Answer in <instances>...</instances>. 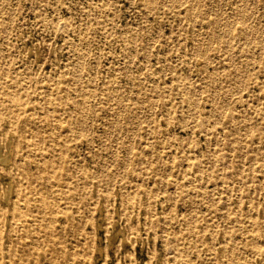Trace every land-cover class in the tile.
I'll return each mask as SVG.
<instances>
[{
    "label": "rangeland",
    "instance_id": "rangeland-1",
    "mask_svg": "<svg viewBox=\"0 0 264 264\" xmlns=\"http://www.w3.org/2000/svg\"><path fill=\"white\" fill-rule=\"evenodd\" d=\"M143 1L0 0L2 67L15 74L27 72L26 65H30L31 72L56 79L61 72L69 77L75 71L80 83H53L54 95L59 94L58 86L70 87L69 99L82 104L83 95L74 89L89 93L86 109L91 105L92 112L87 111L83 117V126H76L78 134L68 131L66 108L57 110L44 101L37 102L38 120H45L48 108L56 109L50 115L57 123L51 127L44 122L41 126L45 143L49 144L47 137L51 135L55 139L65 135L68 147L64 152L71 155L73 163L98 171L105 181L108 177L114 181L107 195L104 180L93 179L99 186L91 187L79 178L76 186L87 189L85 202L76 194L71 199L73 207L66 204L68 199H60L57 205L67 210L68 217L76 212L72 222L78 230L49 233L45 225L49 218L44 223L38 221L35 235L55 236L56 241L30 242L28 237L23 245L15 241L8 244L5 238L0 244V261L4 264H18L21 257H29V264H33L29 252L37 246L35 256L43 264H264V0ZM193 4L197 5L192 8ZM214 18L218 19L217 27L209 24ZM244 21L254 33L251 37L235 36L232 31L227 35L228 23L232 30V25ZM214 34L221 35L223 42ZM257 39L263 42L261 48L256 46ZM235 66L240 67L237 72ZM209 75L217 77L215 83L209 84ZM189 87L193 104L184 98ZM213 93L219 97L214 99ZM138 99L142 101L134 109L138 118L130 121L121 110L137 107ZM223 99L225 108L213 115L216 103H223ZM73 107L71 104L67 108L68 118L79 115ZM249 123L258 124L260 130L250 132ZM7 124L0 125V210L8 211L15 204L24 206L19 191L26 186L19 178L11 183L10 167L24 162L28 154L37 161L43 158L41 151L28 150L22 141L19 151L9 150ZM27 134L29 140L31 132ZM14 135L11 144L17 148L19 136ZM142 162L144 166H140ZM26 165L31 170L36 167L32 161ZM58 218L57 230L64 224L62 217ZM84 218L89 222L84 223ZM2 228L6 235L11 228L9 220ZM62 246L66 255L71 254L61 258L58 248Z\"/></svg>",
    "mask_w": 264,
    "mask_h": 264
},
{
    "label": "bare ground",
    "instance_id": "bare-ground-1",
    "mask_svg": "<svg viewBox=\"0 0 264 264\" xmlns=\"http://www.w3.org/2000/svg\"><path fill=\"white\" fill-rule=\"evenodd\" d=\"M145 1V0H144ZM143 1V2H144ZM147 1V0H146ZM149 1V0H148ZM153 1V0H152ZM167 1V0H166ZM253 1V0H252ZM257 1V0H256ZM197 2V1H196ZM214 2V1H213ZM251 2V1H250ZM215 3V2H214ZM238 3V2H237ZM148 4V3H147ZM245 4V3H244ZM194 5L197 4H193ZM154 7V5H152ZM165 6V5H164ZM163 6V7H164ZM243 7L245 5H242ZM161 7V6H160ZM245 8V7H244ZM225 9V8H224ZM243 11V8L241 9ZM247 10V9H246ZM253 11V10H252ZM249 12V10L247 11ZM194 13V12H193ZM197 13V12H195ZM199 13V11H198ZM229 13V12H228ZM253 13V12H252ZM251 14V13H249ZM199 15V14H198ZM243 15V14H242ZM252 15V14H251ZM210 15H207V17H209ZM248 14L247 17L248 18ZM254 16V15H253ZM194 17V16H193ZM225 17V16H224ZM228 17V16H227ZM245 16H243L242 18H244ZM251 17V16H250ZM263 17V16H262ZM195 18V17H194ZM211 18V17H210ZM209 18V19H210ZM240 18V17H239ZM256 19V18H255ZM194 19H192L193 22ZM196 20V19H195ZM218 19H212L209 21L210 25H213L214 27H217V24H219V22L217 21ZM225 20V18H224ZM230 20V19H229ZM228 20V21H229ZM249 20V19H248ZM2 21V20H1ZM8 21V20H7ZM6 21V22H7ZM234 21V20H233ZM246 21V20H245ZM244 21V22H245ZM252 21V20H251ZM9 22V21H8ZM7 22V23H8ZM221 22V20H220ZM231 23V21H229ZM241 23L240 25L237 26H233L232 25V30L230 29V23L229 24V28L227 29V31L229 30V32L227 33V35L230 33V31H232L234 33V35L242 37V38H249L251 37V35H253V31L250 29V27H248L245 23ZM5 23V22H4ZM196 23V22H195ZM200 23V22H199ZM222 23V22H221ZM225 23V22H224ZM237 23V22H236ZM183 24V23H182ZM193 25V23H191ZM202 24V23H201ZM208 24V23H207ZM234 24V23H232ZM223 24H221L222 26ZM147 26V25H146ZM195 26V25H194ZM225 26V25H224ZM196 27V26H195ZM153 28V27H152ZM178 28V27H177ZM194 28V27H193ZM205 28V27H204ZM1 29V27H0ZM188 29V28H187ZM196 29V28H195ZM202 29V28H201ZM208 29V28H207ZM210 29V28H209ZM219 29V28H218ZM137 30V29H136ZM176 30V29H175ZM179 31V30H178ZM193 31V29H192ZM198 31V30H197ZM212 31V30H210ZM263 32V31H262ZM161 33V32H160ZM204 33V32H203ZM210 33V32H209ZM258 33V32H256ZM260 33V32H259ZM163 34V33H162ZM174 34V33H173ZM135 35H137L135 33ZM145 35V34H144ZM159 35V34H158ZM210 35V34H209ZM213 35V34H212ZM215 36H217L218 40L220 42H223V38L221 35L219 34H214ZM260 35V34H259ZM183 36V35H182ZM182 36L180 38H182ZM188 36V35H187ZM197 36V35H196ZM204 36L205 33H204ZM262 36V35H260ZM136 37V36H134ZM178 37V39H179ZM211 37V35L209 36ZM229 37V36H228ZM197 38V37H195ZM204 38V37H203ZM255 38V36H254ZM193 39V38H192ZM210 39V38H209ZM136 40V39H135ZM169 40V39H168ZM205 40V38H204ZM211 40V39H210ZM209 40V41H210ZM133 41V40H132ZM199 42V40H197ZM208 41V42H209ZM248 41V40H247ZM201 42V40H200ZM207 42V43H208ZM211 42V41H210ZM209 42V44H211ZM241 42V41H240ZM139 43V42H138ZM152 43V42H151ZM194 43V42H193ZM206 43V44H207ZM262 41L257 39L256 41V46H258L259 48H261L262 45ZM196 44V42H195ZM194 44V46H195ZM238 44V43H237ZM245 44V43H244ZM200 45V44H199ZM150 46V45H149ZM186 46V45H185ZM198 46V44H197ZM208 46V45H207ZM205 46V47H207ZM225 46V44H224ZM200 47V46H199ZM245 47V46H244ZM196 48V47H195ZM201 48V47H200ZM231 48V47H230ZM256 48V47H255ZM258 48V49H259ZM198 49V47H197ZM205 49V48H204ZM207 49V48H206ZM205 49V51H206ZM223 49V48H222ZM173 50V48H172ZM257 50V49H256ZM255 50V51H256ZM264 50V49H262ZM129 51V50H128ZM246 51V50H245ZM253 51V52H255ZM127 52V51H126ZM149 52V51H148ZM229 51H227L228 54ZM239 52V51H238ZM252 52V53H253ZM259 52V51H258ZM202 53V52H201ZM241 53V52H240ZM151 55V54H149ZM196 55V54H195ZM194 55V56H195ZM202 55V54H201ZM213 55V54H212ZM244 56V54H242ZM248 55V54H246ZM255 55V54H254ZM197 56V55H196ZM199 56V55H198ZM242 56V57H243ZM256 56V55H255ZM203 57V56H202ZM233 57V56H232ZM249 57V56H248ZM2 56H0V60H1ZM246 58V56L244 57V59ZM252 59V58H251ZM83 56L81 55V53L79 54V71L83 68ZM180 60V59H178ZM208 60V59H207ZM258 60V58H257ZM182 61V60H181ZM196 61V60H195ZM246 61V59L244 60ZM263 61V60H262ZM176 62V59H175ZM178 62V61H177ZM259 62V60H258ZM173 63V62H172ZM231 63V62H230ZM1 61H0V125L3 123H8L9 124V150H20L21 149V145H20V141L26 142L25 146L28 148V150L33 151L34 153H38L37 150L42 152V160H35L34 158H30L29 154L26 156V158H24V162H21V164L19 162L14 163L11 167L10 170L8 172V174L11 177V183L12 181H14L15 178H19V180H23L24 182H26V186H24L23 190L19 191V194H21L22 198H24L25 200V204L24 206L20 207L18 204L13 205V207L10 210H0V244L3 243V241L7 240L8 244H12L14 241L15 242H20L23 245L26 244V242L28 241V237L31 238L30 242H47L46 240H48L49 242L51 241H56L55 236H42V237H37V235H35V229L38 226L37 222L38 221H47L46 218H49L48 222H45L46 225V232L49 233H53L55 231H58L60 234H62L63 232L67 231L69 228H71L73 231L78 230V227L74 226L75 222H72L73 219H75V213L71 216L68 217L67 216V210L66 209H58L57 205L58 202L60 201V199H68L69 201L66 202V204L70 207H73L75 205L72 204V198L77 196L85 202L86 200V193L84 190H87L85 187L83 188V190H80L77 185V181L79 178H81L82 181L85 182H89V185L91 187L93 186H99V182L102 180H104V182L106 183L107 187L105 190H107V192H105V190L103 192L107 193V195L110 193L109 187H111L114 183L113 179L110 177H108V179L105 181V179L103 178L104 175L100 174L98 171L89 169L83 165H80V163H78L77 161H72L71 155L67 156V153L64 152L65 147H68V138L64 135L62 137H59L58 139L54 138V135H51L49 137H47V139L49 140V144L45 143L46 138L44 136H42V127L44 126L45 123L47 122V125L50 124V126L52 127L53 124L57 123L55 121V119L50 115V113H52L53 111H55L56 109H50L48 108L46 115L44 116L45 120L40 117V120L37 119V111H36V107H37V102L41 103L42 101L48 103L54 106V108L56 107L57 110H61L62 108H66L67 111V117H66V121L68 120V131L71 134H78V129H76V126H83L81 125V123L83 122V117L85 116V114L87 113V111L90 113L92 112V109H90V106L86 109V103L88 102L85 98L88 97L89 93H82L81 90L79 91L78 88H75L74 91L78 92V95L81 96L83 95V102L82 104H80V102L78 101V99H69V93L68 88L70 87H66L63 89L62 87L58 86V90H59V94L58 95H54L53 91H52V87L51 84L53 83H57V84H64L66 83V85H70L72 84H76V83H80V78L77 75V73L75 71H71L70 76L66 77L65 74H63L62 72L60 74H57V79L56 76L55 77H51L50 75H45L42 74L41 72H36L33 73L30 70H32V67L30 65H26V69L27 72L21 73V72H16L15 74H9V71H7L5 68L2 67ZM232 64V63H231ZM181 65V64H180ZM8 66V65H7ZM173 66V65H172ZM224 66V65H223ZM264 66V65H263ZM230 67V66H229ZM237 67V68H236ZM247 67V66H245ZM175 68V67H174ZM216 68V67H215ZM223 68V67H222ZM259 68V67H258ZM235 71L237 72L240 67L235 66ZM152 71V69H151ZM212 71V70H211ZM73 72V73H72ZM81 72V71H80ZM224 72V71H223ZM256 72V71H255ZM168 73V72H167ZM213 73V72H212ZM211 73V74H212ZM119 74V73H118ZM239 74V72H238ZM246 74V73H245ZM248 74V73H247ZM249 75V74H248ZM236 75H234L235 77ZM255 75H253L254 77ZM129 77L132 79L133 76L132 74L129 75ZM142 78V77H141ZM145 78V77H144ZM209 84L214 82L217 77H214L213 75H209ZM238 78V77H237ZM255 78V77H254ZM143 79V78H142ZM147 79V78H146ZM250 79V78H249ZM258 79V77L256 78ZM138 80V79H137ZM252 80V77H251ZM254 80V79H253ZM77 81V82H74ZM148 81V80H147ZM153 81V79H152ZM245 81V79L243 80ZM261 81V80H259ZM146 82V80H145ZM149 82V81H148ZM151 82V81H150ZM149 82V83H150ZM248 82V81H247ZM250 82V81H249ZM254 82V81H253ZM252 82V83H253ZM135 83V82H134ZM152 83V82H151ZM207 83V82H206ZM213 83V84H214ZM257 83V82H256ZM144 84V83H143ZM153 84V83H152ZM159 84V83H158ZM245 84V82H244ZM146 85V84H145ZM157 85V84H156ZM201 85V84H200ZM247 85V84H246ZM45 86H47V88H44ZM150 86V85H149ZM152 86H155L152 85ZM198 86V85H197ZM245 86V85H244ZM249 86V85H248ZM42 88V91H38V88ZM135 87V86H134ZM200 87V86H198ZM203 86L201 85L200 88H202ZM237 87V86H236ZM31 90H28V89ZM66 89V90H65ZM202 90V89H201ZM231 90V89H230ZM249 90V89H248ZM247 90V92H248ZM64 91V94H63ZM67 91V92H66ZM142 91V90H141ZM204 91V90H203ZM238 91V90H237ZM244 92V91H243ZM262 92V91H261ZM141 93V92H140ZM185 93H187V95L184 96L185 100H187L188 102L192 103V99L193 97L192 95V90L191 87H189L187 90H185ZM239 93H240V89H239ZM249 93V92H248ZM214 96L213 98L215 99V97L218 96V94L216 95L215 93H213ZM243 94V93H240ZM261 94V93H260ZM146 95V94H145ZM153 95V94H152ZM156 95V94H155ZM248 95V94H247ZM249 96V95H248ZM120 97V96H119ZM219 97V96H218ZM243 97V96H242ZM241 98V97H240ZM239 98V99H240ZM122 99V97H121ZM245 99H248L247 97ZM170 100V99H169ZM171 101V100H170ZM235 101V100H234ZM244 101V99L242 100ZM141 99H138L136 101V106L134 108V106H129V107H124L123 110L126 112L127 118L128 120L132 121L133 118H138V113H135L134 109H138L140 107V103H141ZM221 100H219V102L216 103V108L214 110V113H212L213 115H219L221 110L224 109L226 106V100L223 99L222 102L220 103ZM147 103V102H146ZM171 103V102H169ZM248 103V102H247ZM73 104L75 107L74 110L76 113H78L79 115L72 118L71 116L68 118V110L67 108L70 107V105ZM122 104V102H121ZM236 104V103H235ZM242 104V103H241ZM215 105V104H214ZM244 105V104H243ZM252 105V104H251ZM32 106V107H30ZM152 106V105H151ZM155 106V105H154ZM171 106V104H170ZM147 107V106H146ZM150 107V105H149ZM242 107V105L240 106ZM245 107V106H244ZM243 107V108H244ZM61 108V109H60ZM114 108V107H113ZM148 108V107H147ZM248 108V107H247ZM258 108V107H257ZM116 109V108H115ZM121 109V108H120ZM119 109V111H120ZM241 109V108H240ZM171 110V109H170ZM117 111V110H116ZM118 111V112H119ZM120 111V112H121ZM149 111V108H148ZM151 111V109H150ZM239 111V110H238ZM244 111V110H243ZM112 112V111H111ZM110 112V113H111ZM259 112V111H258ZM113 113V112H112ZM122 113V112H121ZM120 113V114H121ZM251 113L252 112L251 110ZM117 114V113H115ZM250 114V113H249ZM256 111H255V113ZM253 114V115H254ZM264 114V113H262ZM119 115V113L117 114ZM123 114H121L122 116ZM170 115V114H169ZM232 115V114H231ZM112 116V115H111ZM120 116V115H119ZM168 116V115H167ZM262 116V115H261ZM260 116V117H261ZM117 117V116H116ZM250 117V116H249ZM255 117V116H254ZM258 117V115H257ZM119 118V117H117ZM126 118V117H125ZM164 118V117H163ZM168 118V117H167ZM123 119V118H121ZM232 119V118H231ZM257 119V118H256ZM264 119V118H263ZM168 120V119H167ZM119 121V120H118ZM117 121V122H118ZM141 121V119H140ZM155 123L157 124V121L154 120ZM166 121V120H165ZM238 121V120H237ZM258 121V119H257ZM42 122V123H41ZM128 122V121H127ZM139 122V121H138ZM137 122V123H138ZM232 122V121H231ZM116 123V122H114ZM122 123V120L120 121L119 124ZM125 123V122H123ZM151 123V122H150ZM149 123V124H150ZM240 123V122H239ZM263 123V121H262ZM261 123V124H262ZM7 124V125H8ZM117 124V123H116ZM117 124V125H119ZM151 125V124H150ZM264 125V124H262ZM248 128L250 130V132H256L257 130H260L261 126L258 127V124H252L249 123ZM1 127V126H0ZM116 127V126H115ZM121 127V126H120ZM119 127V129H120ZM126 127V126H124ZM123 127V128H124ZM166 127V126H165ZM87 128V127H85ZM122 128V127H121ZM150 128V127H149ZM168 128V127H166ZM257 128V129H256ZM76 129V130H75ZM115 129V128H114ZM153 131L156 129V127L152 128ZM121 130V129H120ZM134 130V128H133ZM30 131L31 132V138L28 140V134L27 132ZM82 131V129H81ZM84 131V130H83ZM82 131V132H83ZM137 131V130H136ZM159 132V128L157 130ZM87 132V131H86ZM115 132V130H114ZM151 132V131H150ZM149 132V133H150ZM246 132V131H245ZM81 133V132H80ZM84 133V132H83ZM134 133H136L134 131ZM133 133V135H134ZM14 134H17L19 136V143H17V148L15 146H13L11 143H13V137L15 136ZM112 134V133H111ZM161 133H159V136ZM165 134V133H164ZM252 134V133H250ZM109 135V134H108ZM106 135V136H108ZM152 135V134H151ZM172 135V134H171ZM220 135V134H219ZM222 135V134H221ZM244 135L247 136V132L246 134L244 133ZM253 135V134H252ZM261 135V134H259ZM86 136V135H85ZM98 136V135H97ZM119 136V135H118ZM135 136V135H134ZM141 136V134H140ZM144 136V135H143ZM147 136V135H145ZM241 136V135H240ZM250 136V135H249ZM82 137V136H81ZM84 137V136H83ZM110 137V136H109ZM131 137V136H130ZM149 137V136H148ZM167 137V136H166ZM165 137V138H166ZM172 137V136H170ZM248 137V136H247ZM253 137V136H252ZM13 138V139H12ZM111 138V137H110ZM141 138V137H140ZM162 138V137H161ZM169 138V137H168ZM166 138V139H168ZM242 138V137H241ZM240 138V139H241ZM249 138V137H248ZM258 138V137H256ZM261 138V137H260ZM34 140L33 143L29 142L30 140ZM126 139V138H125ZM153 139V138H152ZM160 139V137H159ZM91 140V139H90ZM147 140V139H146ZM162 140H165L164 138ZM169 140V139H168ZM259 140V139H258ZM144 141V140H142ZM245 141V140H244ZM247 141V140H246ZM103 142V141H102ZM131 142V141H130ZM164 142V141H163ZM163 142L161 141V143L163 144ZM138 143V142H137ZM145 143V142H144ZM152 143V142H151ZM155 143V142H154ZM167 143V142H166ZM258 143V142H257ZM126 144V143H125ZM132 144V143H131ZM148 144V143H147ZM256 144V143H254ZM160 145V144H159ZM164 145V144H163ZM94 146V145H92ZM112 146V143H111ZM116 146V145H115ZM132 146V145H131ZM152 146V144L150 145ZM156 146V144H155ZM249 146V144H248ZM114 147V145H113ZM144 147V146H143ZM149 147V146H148ZM163 147V146H161ZM218 147V146H217ZM131 148V147H130ZM152 148V147H151ZM157 148V147H156ZM259 148V147H258ZM257 148V149H258ZM91 149V148H90ZM99 149V147H98ZM115 149V148H114ZM134 149V148H133ZM154 149V148H153ZM163 149V148H162ZM260 149V148H259ZM44 150V151H43ZM95 150V149H94ZM97 150V149H96ZM155 150V149H154ZM159 150V147H158ZM184 150V149H183ZM262 150V149H261ZM264 150V149H263ZM22 151V150H21ZM115 151V150H114ZM112 152V151H111ZM132 152V150H131ZM153 152V151H152ZM151 152V153H152ZM164 152V151H162ZM260 152V151H259ZM99 153V152H98ZM157 152H155L156 154ZM166 153V152H164ZM116 154V153H115ZM132 154V153H131ZM154 154V153H153ZM154 154V157L156 156ZM159 154V153H158ZM247 154V153H246ZM251 154V153H250ZM18 155V153L16 154ZM105 155V154H104ZM108 155V154H107ZM144 155V154H143ZM149 155V154H148ZM166 155V154H164ZM195 155V154H194ZM255 155L257 156V154L255 153ZM0 156H1V152H0ZM113 156V155H112ZM129 156V155H128ZM153 156V155H152ZM150 156V157H152ZM159 156V155H158ZM243 156V155H242ZM247 156V155H245ZM244 156V158H245ZM41 157V156H40ZM100 157V156H99ZM116 157V156H115ZM146 157V155H145ZM149 157V160H151ZM160 157V156H159ZM158 157V158H159ZM255 157V156H254ZM16 158V157H15ZM76 158V157H75ZM129 158V157H128ZM144 158V157H143ZM157 158V156H156ZM259 158V157H258ZM8 159V157H7ZM83 159V158H82ZM113 159V157H112ZM136 159V158H135ZM163 159V158H162ZM1 160V158H0ZM3 160V159H2ZM1 160V161H2ZM123 160V159H122ZM130 160V159H129ZM159 160V159H157ZM167 160V159H166ZM244 160V159H243ZM6 161V160H5ZM21 161V160H20ZM28 161H32L36 163V167L34 169H28L26 162ZM119 161V160H118ZM147 161V160H146ZM176 161V160H175ZM11 162V161H10ZM8 162V163H10ZM80 162V161H79ZM153 162V161H151ZM156 163V161H154ZM114 163V162H113ZM220 163V162H219ZM6 164V162H5ZM126 163H124L125 165ZM145 164V163H144ZM157 164V163H156ZM156 164H154L156 166ZM159 164V163H158ZM203 164V163H202ZM210 164V163H209ZM242 164V163H240ZM114 165V164H113ZM147 165V164H146ZM145 165V166H146ZM148 165H150V163H148ZM153 165V166H154ZM165 165V164H164ZM163 165V167H164ZM207 165V164H206ZM6 166V165H5ZM10 166V165H9ZM140 166H144L143 162L142 165ZM152 166V165H151ZM161 166V164H160ZM127 167V166H126ZM158 167V166H157ZM203 167V166H202ZM244 167V166H243ZM146 168V167H145ZM148 168V167H147ZM159 168V167H158ZM221 168V167H220ZM127 169V168H126ZM144 169V167H143ZM154 169V168H153ZM157 169V168H156ZM146 170V169H145ZM149 170V169H148ZM163 170V168H162ZM160 170V171H162ZM153 171V170H152ZM155 171V169H154ZM158 171V170H157ZM159 171V172H160ZM167 171V170H166ZM123 172V171H122ZM140 172V171H139ZM147 172V170H146ZM158 172V173H159ZM148 173V172H147ZM157 172L155 171V174ZM162 174V173H161ZM203 174V173H202ZM144 176V175H143ZM142 176V177H143ZM208 176V175H207ZM264 176V175H263ZM121 177V176H119ZM147 177V176H146ZM156 177V176H155ZM211 177V176H210ZM116 178V177H115ZM136 178V177H135ZM93 179H98L99 182L97 183H93ZM190 181V180H189ZM19 182V181H18ZM10 183V184H11ZM40 184H43L44 187H42ZM95 184V185H94ZM194 184V183H193ZM207 184V183H206ZM205 184V185H206ZM12 185V184H11ZM10 185V186H11ZM141 185V184H140ZM204 185V186H205ZM13 186V185H12ZM195 186V185H194ZM194 186L192 185V187L194 188ZM203 186V185H202ZM142 187V186H141ZM151 187V186H150ZM188 187V186H187ZM190 187V186H189ZM215 187V186H214ZM20 188V187H19ZM112 188V187H111ZM110 188V189H111ZM202 188V187H201ZM205 188V187H204ZM144 189V188H143ZM151 189V188H149ZM211 189V188H210ZM192 190V189H191ZM195 190H197L195 188ZM203 190V189H202ZM72 192L71 194H69V192ZM194 191V190H193ZM196 192V191H195ZM1 193V192H0ZM134 193V192H133ZM1 195V194H0ZM10 196V195H9ZM76 198V197H75ZM194 198V197H193ZM99 200V199H97ZM132 201V200H131ZM11 203V201H10ZM9 203V204H10ZM156 205V204H155ZM95 207V206H94ZM101 207V206H100ZM103 208V207H102ZM91 210V209H90ZM168 212V211H167ZM59 217H62V219L64 220V224L62 226V229L57 230V228L55 227V222L57 220H59ZM92 216V215H91ZM170 218V217H169ZM61 219V220H62ZM99 219V218H98ZM9 220L10 222V226L11 228L9 229V232H7L6 235H4L5 233V229L2 228V226H4V221ZM254 220V219H253ZM102 221V220H101ZM89 222V218L86 220L84 218V223ZM256 224V223H255ZM251 225V224H250ZM249 225V226H250ZM41 226V225H40ZM40 228V227H39ZM4 232H3V231ZM7 231V230H6ZM61 231V232H60ZM165 233V232H164ZM81 235V234H80ZM167 235V234H165ZM230 236V234H228ZM89 236V235H88ZM131 236V235H130ZM170 236V235H168ZM35 237V238H34ZM93 237V236H92ZM74 238V237H73ZM86 238V237H84ZM94 239V238H93ZM232 239V238H230ZM60 240V239H59ZM86 241V240H85ZM227 241V240H226ZM60 242H62V240H60ZM67 242V241H66ZM232 242V241H231ZM246 242V241H245ZM83 243V242H80ZM86 243V242H85ZM95 243V242H94ZM230 243V242H229ZM233 243H235V241H233ZM232 243V244H233ZM36 245V243H34ZM61 244V243H60ZM64 244V242H63ZM76 244V243H75ZM48 245V244H47ZM46 245V246H47ZM62 245V244H61ZM82 245V244H80ZM127 245V244H126ZM141 245V244H140ZM240 245V243L238 244ZM34 246V245H33ZM66 246V245H65ZM65 246L59 247L58 250H60L61 253V258L62 255H66V251H65ZM72 246V245H71ZM74 246V244H73ZM76 246V245H75ZM92 246V245H91ZM236 246V243L235 245ZM246 246V245H245ZM80 247V246H79ZM78 247V248H79ZM83 247V245L81 246ZM85 247V246H84ZM86 247H88L86 245ZM244 247V246H243ZM38 248V246H37ZM36 247H34L32 249V251L30 250L29 255L33 256V264H43L42 262H40V260H38L35 256V250L37 249ZM74 249V247H72ZM89 248V247H88ZM87 248V249H88ZM227 248V247H226ZM237 248V247H236ZM68 249V248H67ZM73 249H68V250H73ZM84 249V248H83ZM51 250V249H50ZM80 250V249H79ZM102 250V249H101ZM242 250H244V248H242ZM44 251V250H43ZM37 252V250H36ZM46 252V251H45ZM44 252V253H45ZM72 251H70L69 253L71 254ZM76 252V250H75ZM78 252V251H77ZM237 252H239L237 250ZM51 253V252H50ZM68 253V254H69ZM74 253V252H73ZM79 253V252H78ZM230 253V252H229ZM233 253V251L231 252V254ZM19 254V253H18ZM39 254V253H38ZM67 254V255H68ZM69 254V255H70ZM77 254V253H75ZM83 254V253H82ZM86 254V253H85ZM101 254V253H100ZM41 255V254H40ZM56 255V254H55ZM66 255V256H67ZM47 256V255H46ZM81 256V255H80ZM89 256V254H88ZM92 256V255H91ZM216 256V255H215ZM237 255H235L236 257ZM49 257L50 260V256ZM54 257V256H53ZM57 257V255H56ZM70 257V256H69ZM72 257V256H71ZM76 257V256H75ZM74 257V258H75ZM79 257V256H78ZM87 257V256H86ZM218 257V256H217ZM228 257V256H227ZM233 257V256H232ZM231 257V258H232ZM234 257V258H235ZM67 258V257H66ZM85 258V257H84ZM233 258V259H234ZM46 259V258H45ZM236 259V258H235ZM239 258H237L238 260ZM57 260V259H56ZM78 260V258H77ZM87 260V259H86ZM90 260V259H89ZM224 260V259H223ZM226 260V259H225ZM231 259H229L230 261ZM242 260V259H240ZM55 261V260H54ZM216 261V260H215ZM218 261V259H217ZM232 261V260H231ZM18 264H29L31 261L29 260V257H21L18 259ZM50 262V261H49ZM58 261L55 262H51L49 264H56ZM60 262V261H59ZM58 262V263H59ZM80 262V261H79ZM83 262V261H82ZM89 262V261H88ZM214 262V261H213ZM226 262V261H225ZM224 262V263H225ZM234 262V260H233ZM237 262V261H236ZM243 263V262H242ZM241 263V264H242ZM0 264H4L3 261H0ZM74 264V263H73ZM78 264H81L78 263ZM88 264V263H87ZM233 264V263H231Z\"/></svg>",
    "mask_w": 264,
    "mask_h": 264
}]
</instances>
